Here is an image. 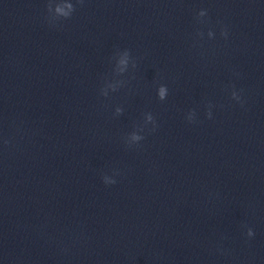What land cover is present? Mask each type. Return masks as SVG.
I'll use <instances>...</instances> for the list:
<instances>
[{"label":"clouds","instance_id":"9594fccd","mask_svg":"<svg viewBox=\"0 0 264 264\" xmlns=\"http://www.w3.org/2000/svg\"><path fill=\"white\" fill-rule=\"evenodd\" d=\"M49 3H50V2H49ZM48 7H49V4L47 5V9H48ZM69 9H70V10H69L68 12H64V13H63V17H64V19H69V18L71 17L72 13L75 11L74 5H73L72 3L69 5ZM206 15H207V10H206V9H201V10L199 11V13H198V18H203V17H205ZM50 22H52V21H50ZM52 23H53V22H52ZM201 35H203V34L201 33ZM221 35L226 39L227 36H228V32H227V30H226V29H222V31H221ZM208 36L211 38V37L214 36V33H213L212 31H209V32H208ZM122 53H123V56H122V58L120 59L119 63L122 64V65H124V69H125V70L128 69L130 62H131V66H132L133 68H135V67H136V63H135V61L132 59L131 54H130V51H129V50H124ZM117 89H118V88H113V91H116ZM101 94L104 95V96H107V95H108V93H107L106 91H101ZM167 95H168V88H167V86L161 84V85L158 87V89H157V96H158V99L161 100V101H164V100L166 99ZM232 97H233L234 99H237V100L240 99V97L237 95L236 92H233V93H232ZM122 112H123V109H122L121 107H117V108L115 109V114H116V115H120V114H122ZM207 116H208V118H211V112H210V111L207 113ZM193 117H194V112H193V113H190V114L188 115V120H189V122L192 121ZM145 118H146V123H147V124H148V123H151V124L153 125V130H154V128H155V119H154L153 115H152L151 113H147V114L145 115ZM133 139L139 142V141H141L142 139H144V137L141 136V135H137V136H134ZM103 181H104L105 184H114V183H116V181H115L114 179H111V178L108 177V176H104V177H103ZM246 235H247V237H249V238L253 237V236H254V231H253V229H252V228H247Z\"/></svg>","mask_w":264,"mask_h":264}]
</instances>
